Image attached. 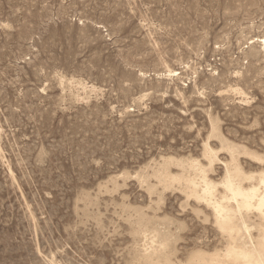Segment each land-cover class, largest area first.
Wrapping results in <instances>:
<instances>
[{
  "label": "rangeland",
  "instance_id": "rangeland-1",
  "mask_svg": "<svg viewBox=\"0 0 264 264\" xmlns=\"http://www.w3.org/2000/svg\"><path fill=\"white\" fill-rule=\"evenodd\" d=\"M263 34L264 0H0V264H132L136 209L171 233L166 264L221 248L210 208L133 175L200 158L216 119L264 155Z\"/></svg>",
  "mask_w": 264,
  "mask_h": 264
},
{
  "label": "bare ground",
  "instance_id": "bare-ground-1",
  "mask_svg": "<svg viewBox=\"0 0 264 264\" xmlns=\"http://www.w3.org/2000/svg\"><path fill=\"white\" fill-rule=\"evenodd\" d=\"M255 42L258 45L257 46L258 49L255 48L256 47L254 45ZM255 42L253 40L252 43H250L252 46H250L249 50L247 49V51H249L247 55L248 54L252 55L251 59L252 58L254 59L253 56H255L256 54H259L257 50L264 53V34L262 36L260 35L259 37H257L255 39ZM254 48L256 49V51L254 50ZM165 62H163V65L166 64ZM250 66L251 68L253 67L252 65ZM165 67H168V66H164L163 68ZM251 68H249L248 70H250ZM164 70L165 69H163V71ZM167 73H168L167 74L168 76H177L179 74L176 70H173L170 68H167ZM240 73H241V70H240ZM238 75H239V72H238ZM214 79L215 78H213V80ZM68 80H69V77H68ZM71 80L69 81L74 82ZM76 80L75 82H77ZM81 83L82 82H80V84ZM73 84H71L72 88H74L73 86L75 85ZM82 84H84V82ZM238 85L239 84H237V86ZM234 86L230 88L231 90L234 91L233 94L236 93L242 97L248 96V95L245 96V93L243 92L244 90H242L243 88H239V86L238 87L236 86L234 87ZM62 89H64L63 85H62ZM227 90L228 89H226V91ZM77 91L74 92L75 95L76 93L79 92ZM227 92H232V91L228 90ZM85 96H87V94ZM243 101H245V99ZM239 103H240V100H239ZM241 103L244 104L245 102L241 101ZM210 121L211 120H209V122ZM214 121H211V126H209L210 131L209 133H207L208 135V137L206 136L207 140L205 139L206 141H204L202 145V151L200 150L201 151L200 158L191 157V156L185 157V155L184 157L183 155L182 156H173L172 154L162 155L160 161H158L157 163L155 162L156 165L152 168V170L150 169L151 172H147L148 167H146V170H145L143 166L142 170L144 171H141L140 173L133 172L135 173V175H133L134 177L133 176L131 177L138 179V181L144 184L146 183L150 191V195L152 192H154L157 189V187H161V191L158 193V196L156 195L158 197L157 198L158 201H162V194L165 190L172 188L174 186H177V188H179V190L184 193L185 196L183 197L186 200L194 199L196 201V204L203 203L208 208H210L213 218H214V223L216 224L219 231L223 234V237L224 236L226 237L225 244H222L223 246L221 245L222 246L221 248L219 246L218 249H215V250L213 249L212 251H205L202 248L191 250L190 248L191 251L189 252V254L187 253L188 254L187 257L184 258L185 260L180 261L181 264H264V167H263L264 166V155H261L257 153L256 151L250 150L248 147L242 145L243 143L238 144V142L235 143L233 141H230L226 137H224L222 135V132L219 130L221 128H219L216 124L218 123V120L216 119V123ZM211 138H214L215 140L218 141L219 143L218 147H216L217 145L213 147L209 143V140ZM221 154H225L227 156V160H222L220 158ZM242 158L248 159L251 162L258 164L261 167L255 171H251V170L245 171L240 161ZM216 164H221L223 166V174L219 177L218 180L212 179L209 175L214 170ZM171 167H175L178 171L172 172ZM122 175H126V177L129 176L128 174H125V173H123ZM150 178H153L155 180V184L149 183ZM112 182H114V180ZM112 184H115V183H112ZM117 185L119 186V184ZM114 188L112 190H114ZM106 190H109V189L106 187ZM182 192H179V193H182ZM157 200H156V203H157ZM136 208L137 207H135V209ZM194 208L192 209L195 212L196 209ZM197 208L199 209V207ZM135 211L138 212L139 217H138V220L135 221V223L137 222V226L134 227L133 234L138 235L141 242L139 243L140 247L138 248L136 247L134 251L131 250L133 252V258L131 259L132 264H164V263L166 264V263L172 262V256L176 253L177 249L174 245H172L173 240H171L172 239L171 233L168 232V230H166L165 228H161L163 227V223L160 228L157 226V224L156 226H149L151 224L150 222L151 217L150 219L148 218L149 219L148 220L147 217H145L146 215L142 214L144 212L143 210H142V213H140L138 209H136ZM157 219L159 221V218ZM157 219H154V220H157ZM154 220H152V222ZM154 222L156 223L157 221H154ZM148 223L150 224L148 225ZM254 232H256V234H254ZM50 264H55V263L50 262Z\"/></svg>",
  "mask_w": 264,
  "mask_h": 264
}]
</instances>
